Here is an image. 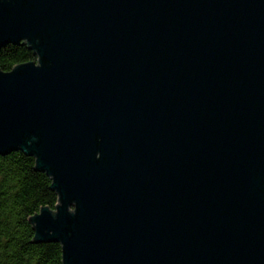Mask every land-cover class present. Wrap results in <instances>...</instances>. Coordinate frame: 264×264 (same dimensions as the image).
I'll list each match as a JSON object with an SVG mask.
<instances>
[{
    "label": "water",
    "instance_id": "obj_1",
    "mask_svg": "<svg viewBox=\"0 0 264 264\" xmlns=\"http://www.w3.org/2000/svg\"><path fill=\"white\" fill-rule=\"evenodd\" d=\"M0 156L63 264H264V0H0Z\"/></svg>",
    "mask_w": 264,
    "mask_h": 264
},
{
    "label": "trees",
    "instance_id": "obj_2",
    "mask_svg": "<svg viewBox=\"0 0 264 264\" xmlns=\"http://www.w3.org/2000/svg\"><path fill=\"white\" fill-rule=\"evenodd\" d=\"M27 46L0 50V70L37 61ZM52 180L36 170L35 159L14 151L0 156V264H63L62 246L36 243L30 219L43 208L55 209L58 196Z\"/></svg>",
    "mask_w": 264,
    "mask_h": 264
}]
</instances>
